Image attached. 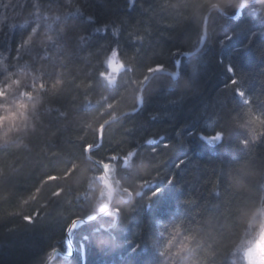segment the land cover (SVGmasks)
I'll use <instances>...</instances> for the list:
<instances>
[{
    "label": "trees",
    "instance_id": "1",
    "mask_svg": "<svg viewBox=\"0 0 264 264\" xmlns=\"http://www.w3.org/2000/svg\"><path fill=\"white\" fill-rule=\"evenodd\" d=\"M199 5L0 0V80L22 72L26 90L35 85L41 97L29 114L35 130L0 147V264L70 253V224L98 214L102 172L86 150L98 144L99 125L135 110L143 81L156 67L175 72L176 62L179 78L152 76L141 108L108 124L89 154L141 194L124 203L119 193V218L78 226L72 258L51 264H166L158 253L177 224L203 240L204 264L236 262L238 217L264 192V136L253 141L239 127L246 114L264 118V2L238 16L234 7L211 11L202 48L183 57L200 43L207 10ZM112 54L121 69L109 87ZM57 188L64 192L53 196Z\"/></svg>",
    "mask_w": 264,
    "mask_h": 264
},
{
    "label": "clouds",
    "instance_id": "2",
    "mask_svg": "<svg viewBox=\"0 0 264 264\" xmlns=\"http://www.w3.org/2000/svg\"><path fill=\"white\" fill-rule=\"evenodd\" d=\"M253 2L261 3L264 0H200L199 6L206 8V14H210L211 11L223 13L227 7H234L237 12H240ZM45 18H47V13H45ZM37 28L38 26L34 27L29 33L27 38L29 43L35 37ZM45 39L51 42L53 36L49 34ZM103 76L104 73H101L102 78ZM174 76L177 79L179 78L177 74H174ZM27 80L28 76L22 72L19 74L8 73L3 80H0V147L11 143L14 134L29 129L35 130V124L32 123L29 114L36 110L41 102V97L39 89L35 85L32 86V91L26 90L24 85ZM115 82L116 78L113 77L109 81V87H113ZM42 87L41 85L40 88ZM115 103L108 107H113ZM115 115V113H112L109 119H114ZM106 123H108V120L103 121L99 127L102 129ZM239 127L246 129L253 141L258 140L260 136H264V118L260 114H246L245 122L240 124ZM218 135L222 137L223 133H218ZM242 143L247 145L248 141L244 140ZM75 167L74 165L70 172L74 171ZM99 180L100 184L95 199L98 204L96 211L101 215H111L118 219L121 215V209L112 207V202L117 195L123 193L119 195V200L124 203H132L134 195L139 196L141 194L139 191L133 193L131 189L126 187L121 188L119 179L113 180L112 177L107 175H101ZM261 187L264 188V185H261ZM36 192L38 193L39 189ZM63 192V188H57L52 195L59 196ZM155 194L153 193V195ZM238 221L241 239L236 243V247L241 250L257 246L264 249V192H261L259 197L252 201L247 208L241 210ZM182 232L183 230L179 224L171 228L168 238L158 254L171 258L166 261V264H204L203 258L198 254V249L201 248L203 240L198 238L195 233L182 234ZM205 252L207 255H214V253L208 252L207 249H205ZM232 264H236V262L233 261Z\"/></svg>",
    "mask_w": 264,
    "mask_h": 264
},
{
    "label": "water",
    "instance_id": "3",
    "mask_svg": "<svg viewBox=\"0 0 264 264\" xmlns=\"http://www.w3.org/2000/svg\"><path fill=\"white\" fill-rule=\"evenodd\" d=\"M239 13L240 12H236V16H238ZM208 16H209V14H206L205 17H204L203 26H202V36H201L200 43H199L198 47L195 50H193L192 52L187 53V54H183L182 56L185 57V56L193 55V54L197 53L202 48V46L204 44V41H205V38H206V29H207ZM177 68H178V62H176V71L173 72V73H169L167 71H161L160 68H156L155 72H153L152 74H150L143 81V83L141 84L140 90L138 92V99H137V107H136V109L133 110V111L127 112V113H135V112H137L141 108V105H142V90L145 87V85L148 83V81L151 79L152 76H154L155 74H158V73H162V74L170 75L172 78L175 79L176 77L174 76V74H177L178 75ZM127 113L122 114V115H120V116H118V117H116L114 119H111V120L108 121V123L104 124V127L102 129L100 128L99 133H98V144L96 146L89 147L86 150L87 158L101 169L102 175H107L108 176L106 166L103 163L98 162V161L94 160L93 158H91L89 154H90V152H92L95 149H97L99 147V145L101 144L103 129L108 124H110L112 122H115L116 120L120 119L121 117H123ZM114 200L112 202V206H113ZM102 216H105V215H101V214L98 213V214L92 216L91 218L74 220L72 222L71 226L67 229L66 235H65V240H66L67 244L69 245L70 253H68V254H62L58 250H55L52 253V255L47 259V261H46L45 264H51L58 256H62L63 258H66V259H71L72 256H73V253H74V247H73V245L71 243V239H70V232H71V230L74 227L78 226V225H81V224H84V223H88V222H93L94 220H96L97 218L102 217Z\"/></svg>",
    "mask_w": 264,
    "mask_h": 264
},
{
    "label": "rangeland",
    "instance_id": "4",
    "mask_svg": "<svg viewBox=\"0 0 264 264\" xmlns=\"http://www.w3.org/2000/svg\"><path fill=\"white\" fill-rule=\"evenodd\" d=\"M108 74L106 79H112L120 71L121 66L115 56L112 54L108 61ZM108 172V171H107ZM108 176L111 177V174L108 172ZM236 262L238 264H264V249L257 246L255 248H249L246 250H241L236 254Z\"/></svg>",
    "mask_w": 264,
    "mask_h": 264
},
{
    "label": "bare ground",
    "instance_id": "5",
    "mask_svg": "<svg viewBox=\"0 0 264 264\" xmlns=\"http://www.w3.org/2000/svg\"><path fill=\"white\" fill-rule=\"evenodd\" d=\"M183 57H184V56H183ZM185 57H187V56H185ZM156 68H160V69H161V67H156ZM155 70H156V69H155ZM151 74H152V73H151ZM106 80H107V82H108V84H109V81H111L112 79H106ZM89 218H90V217H89ZM85 219H86V218H85ZM88 223H89V222H88ZM71 224H72V223H71ZM71 224H70V226H71ZM84 224H85V223H84ZM81 225H82V224H81ZM70 226H69V227H70ZM78 226H80V225H78ZM78 226L74 227V228L71 230V232H72L73 230H75ZM69 227H68V228H69ZM66 231H67V230H66ZM71 232H70V233H71ZM65 235H66V234H65ZM45 263H46V262H45Z\"/></svg>",
    "mask_w": 264,
    "mask_h": 264
}]
</instances>
